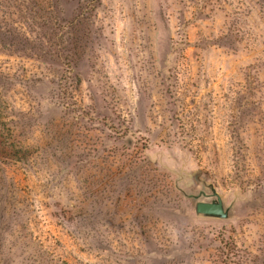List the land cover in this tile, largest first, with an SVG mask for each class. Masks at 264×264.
Segmentation results:
<instances>
[{"label":"rangeland","instance_id":"374dc122","mask_svg":"<svg viewBox=\"0 0 264 264\" xmlns=\"http://www.w3.org/2000/svg\"><path fill=\"white\" fill-rule=\"evenodd\" d=\"M0 264H264V0H0Z\"/></svg>","mask_w":264,"mask_h":264},{"label":"water","instance_id":"95a60500","mask_svg":"<svg viewBox=\"0 0 264 264\" xmlns=\"http://www.w3.org/2000/svg\"><path fill=\"white\" fill-rule=\"evenodd\" d=\"M202 185L205 190L186 195V197L195 201V213L207 218L227 219L229 217V207L224 206L222 198L211 184L202 182Z\"/></svg>","mask_w":264,"mask_h":264}]
</instances>
